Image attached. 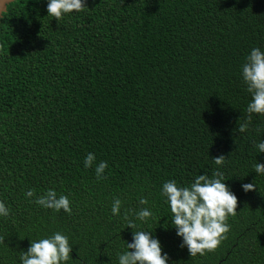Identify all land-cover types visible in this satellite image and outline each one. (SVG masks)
Here are the masks:
<instances>
[{
	"label": "trees",
	"instance_id": "obj_1",
	"mask_svg": "<svg viewBox=\"0 0 264 264\" xmlns=\"http://www.w3.org/2000/svg\"><path fill=\"white\" fill-rule=\"evenodd\" d=\"M46 3L13 0L0 17V264H20L30 240L53 232L68 237L64 264H117L132 233L123 215L139 208L152 215L136 225L167 264H264V174L253 167L264 114L245 111L240 75L251 48L264 51V0H84L59 20ZM215 171L236 211L213 250L190 256L160 188ZM49 188L70 212L35 203Z\"/></svg>",
	"mask_w": 264,
	"mask_h": 264
},
{
	"label": "clouds",
	"instance_id": "obj_2",
	"mask_svg": "<svg viewBox=\"0 0 264 264\" xmlns=\"http://www.w3.org/2000/svg\"><path fill=\"white\" fill-rule=\"evenodd\" d=\"M84 7V0H47L46 12L59 20L62 15L80 12ZM240 75L251 97L245 111L248 114H264V51L257 47L251 48L240 66ZM245 127V124H241L239 130L244 131ZM255 146L257 152L264 154V138L259 139ZM213 158L214 163L220 165L223 155ZM94 160V155L87 153L83 161L84 167H89ZM106 167L105 161L96 165L95 174L98 179ZM253 167L256 174H264V163L257 161ZM254 187L251 182L241 184L243 191ZM160 194L165 198L171 214L170 226L175 229V234L181 238V246L187 247L190 256L197 253L203 255L205 250H213L227 230L226 217L236 211V195L226 185L223 173L219 171L213 172L211 177L199 174L187 186H180L175 180L165 181ZM24 195L32 197L33 190L28 189ZM35 203L45 208L71 211L67 196H57L56 191L51 188L37 196ZM145 203L144 198L139 200V204ZM120 206V199L115 198L111 204V213L117 215ZM8 215L9 208L5 202L0 201V217ZM151 215L148 208L136 211L130 209L123 215L125 226L132 229V233L131 240L126 242V250L117 254V264H167L168 254H162L160 240L150 231L136 225V221L145 222ZM70 250L68 237L60 232H53L44 238L30 240L19 260L20 264H64L70 256Z\"/></svg>",
	"mask_w": 264,
	"mask_h": 264
},
{
	"label": "water",
	"instance_id": "obj_3",
	"mask_svg": "<svg viewBox=\"0 0 264 264\" xmlns=\"http://www.w3.org/2000/svg\"><path fill=\"white\" fill-rule=\"evenodd\" d=\"M13 0H0V17L2 13L6 10V4L10 3Z\"/></svg>",
	"mask_w": 264,
	"mask_h": 264
}]
</instances>
